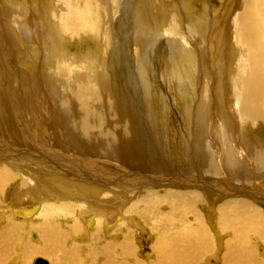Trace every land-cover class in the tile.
I'll return each instance as SVG.
<instances>
[{"label": "bare ground", "instance_id": "6f19581e", "mask_svg": "<svg viewBox=\"0 0 264 264\" xmlns=\"http://www.w3.org/2000/svg\"><path fill=\"white\" fill-rule=\"evenodd\" d=\"M56 1L61 12L52 13L54 1L49 0L48 12L44 8V14L42 9L37 17V32L27 29L23 9L14 7L10 15H0V88H7L10 93L0 96V191L17 183V190L13 188V191L21 200L33 196L39 201H51L22 209L11 201L13 217L6 215L11 209L9 206L0 209L4 213L3 224L8 225L5 230L15 237L22 232L21 222L32 223L31 235L35 234L37 240H31L36 250L49 257L55 255L56 259L63 257L57 263L63 264L69 253L56 255L61 253L57 243L59 236L66 238V235L53 228L60 213H71L72 208L75 212L96 211L104 217L103 227L109 235L126 206L132 220L147 222L151 228L156 239L151 261H141L135 250L126 247L125 242L121 244L122 240L120 244L115 241L109 246L106 244L103 250L106 264H197L210 258L221 259L220 264H264L262 258L260 263L254 256L262 249H252L253 241L257 245L264 243V141H255L252 136L253 130L264 126V0H225V5L221 2L225 6L223 12L217 15L210 10L212 19L209 20L184 3L188 15H197L182 14L184 22H179L172 13L166 15L172 4L171 0H164L168 4L162 10L157 33L170 34L179 44L176 61L183 67L179 68L181 78L187 81L183 90L187 100L189 91L198 89L193 97L192 155L188 147L178 148L175 152H161L166 155L164 159H158L154 150L148 154L149 158L145 156V134L136 117V90L128 66L129 46L131 51L132 46L136 48L135 64L143 61L147 47L140 48V39L144 36L136 35L152 22L151 4L147 1L145 20H136L139 25L133 39L129 38L130 43L124 33L125 50L115 39L108 51L109 34L103 32V22L100 27V18L89 9L90 0H85L86 3L83 0V4L81 0ZM129 10H122L124 16L115 21L118 32L123 25L129 29L127 24L132 21ZM105 18L113 19L109 14ZM51 24L57 27V32L52 31ZM208 25L218 30V40L206 33ZM99 27L104 49L101 66L87 55L84 56L87 61L78 57L76 60L64 51V46L59 48L53 42L57 38L65 42V36L94 33ZM59 40L61 45L63 42ZM41 41L44 45L51 44L52 51L46 46L51 52L41 55L39 66H35L33 56L37 48L33 45ZM197 43L200 47L193 48ZM20 44L23 49L18 51ZM222 51L226 52L224 64ZM116 54L118 63L114 64ZM200 62L207 65L203 74L204 89L200 86L201 73L197 68ZM105 96L110 100L107 104L103 102ZM153 106L152 111L156 109ZM189 122L192 125L191 119ZM18 125L20 131L16 129ZM172 169L182 176H174ZM67 200L70 202L65 204ZM211 207L216 217L213 220L216 231L203 211ZM36 219L39 220L35 223ZM128 219L130 216L127 222ZM9 220L16 227L9 225ZM89 220L88 227L92 228L96 220ZM77 226H71L70 234L80 232ZM22 241L23 238L19 241L20 248H23ZM76 249L71 246L68 251L72 253ZM68 260L70 264H78L76 258ZM17 262L21 261L17 258Z\"/></svg>", "mask_w": 264, "mask_h": 264}, {"label": "rangeland", "instance_id": "374dc122", "mask_svg": "<svg viewBox=\"0 0 264 264\" xmlns=\"http://www.w3.org/2000/svg\"><path fill=\"white\" fill-rule=\"evenodd\" d=\"M48 1L49 0H0V15H5V16L10 15V13H11L12 9H14V7H16L15 10L23 9L22 11L24 13L23 14L24 18L27 19V24H26L27 29L31 30V31L32 30L36 31L37 26H38L37 24L39 22V18H37V17H39L40 10L43 9L42 10L43 14H44V8L46 9V12H48V10H49V8H48L49 6H47ZM53 1H54V3H53ZM81 1H82L81 3L83 4V0H81ZM90 1H91V5H90L89 9L93 10L95 15L97 14V16L100 18V22H99L100 27H102V22H103V32L109 34L106 38L107 40H109L108 46L110 45L108 48V51H111V49H112L111 43L112 42L114 43L115 39L116 40L118 39L120 41V44L123 45V51L125 50V47H124L125 34H126V37L128 39V42L130 43V39L131 38L133 39L134 31L136 32L135 29L139 25L138 21L139 20L140 21L145 20L143 17V12L146 9L147 1L151 4L152 22L149 23V25L146 29H143V30H140V32H137V35H136L138 38H140V34H142V36H144V39H140V41L142 42L140 44V48L141 49L143 48V50H144L147 47L145 50L146 52L144 51L145 53H143L144 55H142L143 61H141L140 65H138V63H139L138 61L136 63L137 65L133 61L134 58L136 57L135 51H134L136 48H134V46H132L131 47L132 51L130 50L129 45H128L129 49L127 48L128 53H129V55H128V66L130 67V75L132 76L131 81H133V83H134L133 87H135V90H136V97L134 99L135 100L134 103L136 106L135 111H137L136 117L139 118L141 130L145 134V138H143V145H145V147H147V149H145L146 152H144V151L143 152L145 153L146 158H149V156H150L149 153L154 150L155 153H157L158 159H164L166 157V155H162V153H161L164 150L168 151V153H169L170 151L175 152L176 150H178V148H180V150H181L182 148L187 149L186 147H188L189 154L192 155V152L190 151L191 143L193 142V141H191V138H192L191 136H193L194 133H192L191 131L195 128V124H194L195 107H194V103H193L194 102L193 97L196 96V92H198V89L197 88L195 90L191 89L189 91L190 97L188 95L189 99L187 100V96H186L185 92L183 91L185 85L187 84V81H185L184 78H181V74H179V72L180 71L182 72L183 67L180 65V63L178 61H176L177 59H179L178 58L179 52H176V51L180 50L179 44H178L177 40H173L169 37L170 34L168 35L166 33H162V34L160 33L162 36L161 37V36H159L160 34L157 33V30L160 27L161 17L164 14L163 13L164 11H162V10H164V8L167 6L166 4H168V2L166 3L164 0H90ZM50 2L53 3L52 8H50L52 13L61 12V9H59L57 4H56L57 3L56 0H50ZM75 2H77V0H75ZM84 2L86 3L85 0H84ZM159 2L161 5L159 4ZM221 2L225 5V0H223V1L222 0H173V1L171 0L170 3L172 5L170 4L171 6L167 9V10H169V9H171V10L169 11L170 13L168 12V13H166V15L170 16L172 13V15H174L173 17L177 18V20L179 22H181V20H182V22L186 21L183 19L182 14H186L187 16H192V17L196 16L197 17V15H188L186 10L183 8L184 3L185 4L188 3L189 6H192L196 12L199 11L200 14H202L203 16H205L209 20V19H212V12L213 11L216 12L217 15H219L221 12H223L225 6L222 5ZM97 6H99V8ZM221 7H223V9ZM97 8L99 10H97ZM127 8L130 9L129 10L130 13L132 12L131 13L132 21H130L131 20L130 16H127V20H129L130 22L128 23V21H127L125 23V27H126V24L128 23L127 26L129 29H127V28L125 29L124 25H123V27L120 28L119 32H118L116 30L117 28H115V27H117V25H115V21L118 20L119 18H120V20L122 19V17L124 16V14H122V10H125ZM28 10L30 11V13ZM154 10L156 12H154ZM102 11H103V13H102ZM208 12H210V14L207 15ZM28 13L31 15H29ZM37 14H38V16H37ZM104 14L105 15L109 14V16L113 19L107 20L105 18ZM175 14H179V15H175ZM27 16H29V17H27ZM135 18H137V19H135ZM32 19H34V20H32ZM166 19L167 18H165V20ZM91 20L92 21L94 20L93 22H95V23L98 22V20H96V18H91ZM136 20H138V21H136ZM171 20H173V18ZM108 21H110V22H108ZM28 24H30V25H28ZM34 26H35V28H34ZM51 26L52 27H50V28L52 29V31L57 32L56 31L57 27L53 26L52 24H51ZM53 27H55V28H53ZM100 27H99V30L97 32H94V33L86 32L83 35H79L77 37L65 36L66 37V38L64 37L65 42L63 41L62 38H59L63 42L62 43L63 45L62 44L60 45V42H59L60 40L58 38L54 39L53 42H56V44L58 43L57 46L59 48H63L62 46H64L65 47L64 51L68 52L69 54L71 53L72 55H74L75 56L74 58L76 60H78V58L86 60V58L84 56L87 55L88 57H91L94 60V62L96 63L97 66H101L102 61H103L104 49H103V43L101 42V39L99 37L100 33H102L101 32L102 30ZM113 27H114L115 31L113 30ZM153 28L155 29L154 31H153ZM121 29L123 31H121ZM206 30H207L206 33L211 38H215L216 40H218V38H219L218 30L213 28L212 25H208ZM82 36L84 37V39ZM69 38H71V39H69ZM82 39H83V41H82ZM68 41H70V42H68ZM74 41L75 42L77 41V42L75 43ZM173 41H174V43H172ZM144 42H146V43L144 44ZM169 43H171V44H169ZM175 45H178V46L176 47ZM199 45H201V44L197 43V44L193 45L194 46L193 48L196 47L195 49H197V46H198V48L200 47ZM33 46H35V48H37L35 53H34V56H33L36 58L34 61V64H35V66L36 65L39 66L38 63H40L42 60L39 57L41 55L43 56V54H47V52H49L52 49V46H51V44H48V45L45 44L44 45L42 43V41H41V44H40V42H38L36 44L34 43ZM46 46L49 47L50 50ZM175 47H176V49H175ZM22 49H23V46L20 44V49H18V51H21ZM214 50H216L217 53L219 54V52L216 48H214ZM197 51H199V49ZM197 51H196V53L198 55ZM225 53H226L225 51H222V64H224ZM175 57H176V59H175ZM144 59H145V61H144ZM126 60H127V58H126ZM126 60H125V62H126ZM20 62H21L20 63L21 67H23L22 60ZM113 62H114V64L118 63L117 54H116V57H115ZM200 63H201V65H199L197 68L200 69V73H201L200 78H201L202 82H201L200 86L204 89L205 82H204L203 74L205 73L204 72L205 69H207V65H205V64L203 65L202 62H200ZM170 64H171V66H170ZM201 67H202V69H201ZM179 68H182V69L179 70ZM201 70H202V72H201ZM173 72H175L176 74ZM175 76H177V78ZM196 76L199 77L198 74H196ZM178 78H181V80ZM182 80H183V82H182ZM184 82H185V84H181ZM176 87H177V89H176ZM201 87H200V90H201L200 92L202 93L203 89H201ZM9 90H10V92H12L10 88H9ZM191 91H192V93H191ZM3 94H6V96L10 95V93H7V88H2V89L0 88V96H2ZM192 94L194 96H192ZM35 96H34V98L37 100L38 94L36 93ZM103 102H105V104L110 102L108 96H105ZM153 104H154V106H153ZM152 106L154 108H156V109L153 108L154 111L151 110ZM153 112H156V113L154 114ZM147 118H148V120H147ZM190 119L193 122L192 125H190V122H189ZM170 120H172L171 123H170ZM187 122H189V123H187ZM186 123H187V125H185ZM156 125L160 126V127L158 128ZM192 126H193V129L191 128ZM16 129L18 131H20V125H18V127ZM165 129H166V132H165ZM159 130H161V132ZM189 131L191 132V134H189L190 133ZM253 131H254V133H252L253 139L255 141L257 140L259 142H263L264 141V126H263V128L255 129ZM153 136H155V137H153ZM142 137H144V136H142ZM156 138H158L159 140H156ZM167 142H168V144H167ZM174 148H176V149H174ZM219 149H220V147H219ZM147 150L149 152H147ZM148 154H149V156H148ZM172 170L174 171V176H176L178 174V172L174 169H172ZM52 176L55 177L56 175H52ZM52 176L47 177V178L51 179V178H53ZM177 176L179 177L182 175L179 173ZM189 177H191V176H189ZM61 178H64V177L61 176ZM218 180H221V178ZM16 184H13L10 187L0 191V209H2L3 207H7V206H9V208H11L10 211L7 212L8 213V214H6L7 216L13 217L12 213H11L12 211H14L12 209L13 206L11 204L13 201H15V205L19 206V209L29 207V206H35L38 202H42V203H45V202L50 203L51 202L50 200L45 201L44 199L43 200L41 199L39 201L38 198L37 199L33 198V196L22 197V200H21L20 198L17 197L16 194H14L16 191L15 192L13 191V188H15L14 190H17L18 186H16ZM159 192H160V190H159ZM31 198H33V199L30 200ZM105 199L101 198L99 200H105ZM132 201H134V200H132ZM64 202H65V204H67L70 201L67 200ZM80 204L85 205L83 203H80ZM123 208L124 207H122L121 209H123ZM125 209H126V206H125L124 210L118 215V218H121L122 221L120 220L117 223L116 227L114 228V231H112V232L110 231L111 233H109V235L107 234L108 230L105 231L104 230L105 226L103 227L104 221H105L104 217H102L101 214H97L96 211L93 212L94 213V215H93V213L87 212V210H84L86 212H84L83 210H78L75 212L72 208L71 213H60L59 217L53 223V228L58 230L62 234H65L66 238H64V237L62 238L61 236L58 237V243L57 244H58V249L60 250L61 253L56 254V255L64 256L63 254H67V252L69 253V255L67 257H65V260L61 263L70 264L68 259L76 258V260L78 261V264H106L105 262L107 260V256L105 258V255H103V250L105 249L106 244H108L107 246H109V244L110 243L112 244L114 241L118 242L120 244V242H122V240H123V242L121 244H123L125 242L126 247H131L133 250H135L134 254L139 255L138 258L142 259L141 261H143V260H148V261L150 260L151 261L152 246L156 240L154 238V236L152 235L151 228H150V226H148L147 222L141 223L140 220L137 218L135 219L137 221H135L134 219L132 220L133 217H131V215L128 214V209L127 210H125ZM210 210L208 211V209H203V211L206 212L207 217L208 218L210 217L209 219H211L213 221L216 219V217L213 215L214 210H212V207ZM85 213H88V214H85ZM122 213H124L125 215L127 213L128 215L124 216V214H122ZM79 214H80V216H79ZM208 214H210V215H208ZM3 215H4V213H0V264H14V262H15V264H17L18 263L17 258H18V261H21L20 264L22 262H23L22 264H34L35 260L37 258H40V257L48 260V262H50V264H57L63 258L62 257L59 259L57 257V259H56L55 255L49 257L45 253H40L39 250H36L37 247H35V245L32 243V240H31V238L33 240L34 239L37 240V237H35V234L31 235V230H33L32 223L21 222V225H22L21 231L22 232L19 233L20 235L15 234V237H12L10 235V233L5 230L6 228H8V227H6L8 225L5 226L6 222H4V224H3V220L1 219ZM62 215L63 216L65 215V216L63 217ZM14 216L20 218L19 215L16 216V214H14ZM66 216H67V218H66ZM84 216L85 217L87 216V217L84 218ZM128 216H130V219H128L130 221L127 222L126 220H127ZM21 219L24 220V219H26V217L21 218ZM89 219L93 220V221L96 220L95 223L97 224V226L94 223V226L92 228H89L88 227V220ZM38 220L39 219L34 220L35 223ZM61 220H62V222H61ZM211 220H209L210 224L214 227V229L216 231L217 230L216 221L212 222ZM124 223H125V225H124ZM29 224L31 226H28ZM64 224H66V225H64ZM74 224L78 225L77 226L78 229H76V230L80 231L78 234H75V233L70 234V228ZM9 225H13L14 227H16V224L13 223L12 220H9ZM59 227H60V229H59ZM87 227H88V230H87ZM107 227H108V225H107ZM142 228H143V230H142ZM35 229L38 232V229L36 226H35L34 230ZM21 233L23 235H25V234L26 235L23 236ZM79 234H81V235H79ZM126 236H128V237H126ZM160 236H162V235H159V237ZM22 238H23V241H22L23 248H20L19 241L22 240ZM36 240H34V241H36ZM126 240L127 241L130 240V241L127 243ZM107 241H108V243H107ZM101 242H103L104 245ZM219 242H220V239H219ZM253 242H255L252 244L253 250L256 251L257 247H259V249L264 250V243L263 242L262 243L259 242V245L256 244L258 242H256V241H253ZM71 246H75V248H77L72 253L70 251H68V249L71 248ZM215 246H216V243H215ZM18 249H19V251H18ZM262 250L258 256L256 254H254L255 258L260 263H261L260 258H262L264 261V251H262ZM70 253H71V255L73 254L72 257L70 256ZM19 258H20V260H19ZM21 258L23 261L21 260ZM66 259H67V261H66ZM12 260H14L13 263H9ZM220 260L221 259L216 260L215 258H210L207 260L202 259V261L197 262V264H216V263L220 264V262H221ZM241 264H249V262L241 263Z\"/></svg>", "mask_w": 264, "mask_h": 264}, {"label": "water", "instance_id": "95a60500", "mask_svg": "<svg viewBox=\"0 0 264 264\" xmlns=\"http://www.w3.org/2000/svg\"><path fill=\"white\" fill-rule=\"evenodd\" d=\"M34 264H50V263L48 262V260L40 257V258H37L35 260V263Z\"/></svg>", "mask_w": 264, "mask_h": 264}]
</instances>
